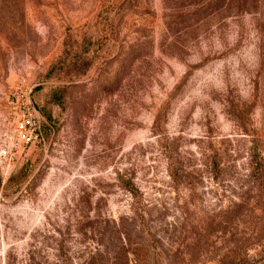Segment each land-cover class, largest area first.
I'll return each instance as SVG.
<instances>
[{
    "label": "rangeland",
    "instance_id": "rangeland-1",
    "mask_svg": "<svg viewBox=\"0 0 264 264\" xmlns=\"http://www.w3.org/2000/svg\"><path fill=\"white\" fill-rule=\"evenodd\" d=\"M0 264H264V0H0Z\"/></svg>",
    "mask_w": 264,
    "mask_h": 264
},
{
    "label": "built area",
    "instance_id": "built-area-1",
    "mask_svg": "<svg viewBox=\"0 0 264 264\" xmlns=\"http://www.w3.org/2000/svg\"><path fill=\"white\" fill-rule=\"evenodd\" d=\"M39 121L30 115L13 124L9 142L0 147V159L7 163L11 159V151L17 147L32 145L39 135ZM17 149V148H16Z\"/></svg>",
    "mask_w": 264,
    "mask_h": 264
}]
</instances>
